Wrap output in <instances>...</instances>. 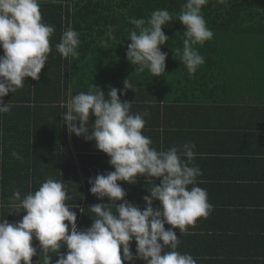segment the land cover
Masks as SVG:
<instances>
[{
  "label": "trees",
  "instance_id": "1",
  "mask_svg": "<svg viewBox=\"0 0 264 264\" xmlns=\"http://www.w3.org/2000/svg\"><path fill=\"white\" fill-rule=\"evenodd\" d=\"M184 3L185 0H41L42 20L55 29L50 37L52 50L38 80L25 78L22 88L3 97L12 107L10 112L0 114V220L19 222L25 213L9 214L13 193L19 190L23 198L38 190L49 177L65 183L69 197L66 203L77 205L73 210L78 230L91 227V218H95L88 211L91 206L108 203L107 197L98 200L92 195L88 183L98 174L114 171L108 157L96 150L94 141L69 134L63 121L69 99L87 92L91 85L105 93L112 87L123 91L124 80L130 78L135 90H128L120 99L132 102V114L147 113L143 134L151 138L152 147L158 151L194 143L196 157L192 164L198 167L223 165L231 159L246 158L248 162L253 157L249 150L251 144H258L254 140H260V136L249 132L252 140H246L245 127L258 119L264 103V0H208L202 15L213 38L196 46L205 63L194 74L188 73L175 51L183 48L185 30L178 20L162 27L168 37L161 46V51L167 53L164 74L152 77L147 70L136 72V66L126 58L128 35L134 27L129 23L132 18L147 20L157 9L176 14ZM109 25L114 29L111 36ZM68 27L79 33V56L75 59L64 58L56 51ZM235 113L247 114L250 120L243 128L225 122L221 138L225 130L230 131L226 147L208 138L213 129L209 116ZM92 123L94 118L89 120V129ZM213 146H222L223 152L206 149ZM239 147L242 152L229 151ZM13 152L21 159L13 157ZM205 173L197 178V186L207 191L208 202L223 220L212 227L213 235L211 228H206L211 233L176 234L180 243L201 246L197 255L202 264H264L263 216L245 208L246 198H256L258 194L249 196L247 187L226 188L223 184L228 183V178ZM221 191L230 197H220ZM240 192L247 197L239 195L236 204L235 197ZM215 229L224 232L216 233ZM31 243L39 253V242L33 238ZM130 244L136 246L134 240ZM243 245H247L245 250ZM61 254L66 250L62 248ZM51 255L55 264L56 254ZM192 255L196 259L195 252ZM38 259V255L33 256L32 264H37Z\"/></svg>",
  "mask_w": 264,
  "mask_h": 264
},
{
  "label": "clouds",
  "instance_id": "2",
  "mask_svg": "<svg viewBox=\"0 0 264 264\" xmlns=\"http://www.w3.org/2000/svg\"><path fill=\"white\" fill-rule=\"evenodd\" d=\"M207 3L185 0L179 13L157 9L147 20L132 18L129 23L134 27L128 35L126 58L136 66L134 71L147 70L152 77L165 73L167 53L161 51V46L168 37L162 27L178 20L185 30L183 48L175 51L188 73L194 74L205 63L196 46L213 38L202 15ZM40 4L41 0H0V114L10 112L12 107L3 97L22 88L25 78L38 80L52 50L50 37L55 29L43 22ZM108 27L111 36L114 29ZM79 44V33L68 27L56 51L64 58L75 59ZM102 45L106 43L102 41ZM135 87L130 78L124 80L123 91L112 87L105 93L91 85L87 92L72 96L66 105L63 121L68 133L94 141L96 150L108 157L114 169L88 181L92 195L98 200L108 199V203H97L88 210L95 217H90L91 227L77 229V213L73 210L77 205L66 203L69 197L63 181L49 177L23 198L17 190L10 198L9 214H25L17 223L0 220V264H32V257L37 255V264H53L52 253L56 254L55 264H128L134 260L146 264H197L191 254L177 251L180 239L174 231L184 233L213 210L207 191L197 186L202 172L192 164L195 144L186 142L160 151L152 147L151 138L143 134L147 113L132 114V102L120 99ZM90 118H94L91 129ZM11 155L21 159L16 152ZM138 177L150 184L143 208L127 201V193L118 183L134 185ZM157 179L158 185L154 184ZM154 201L159 207L153 206ZM166 224L170 226L167 230ZM33 238L39 242V253L32 246ZM133 240L135 256L130 250ZM62 248L66 250L64 255Z\"/></svg>",
  "mask_w": 264,
  "mask_h": 264
},
{
  "label": "crops",
  "instance_id": "3",
  "mask_svg": "<svg viewBox=\"0 0 264 264\" xmlns=\"http://www.w3.org/2000/svg\"><path fill=\"white\" fill-rule=\"evenodd\" d=\"M239 110V109H237ZM260 116L256 121H253V124H249L248 126L245 127V132L248 133V137L245 139L246 140H252L249 136V132H254L259 134L260 140H254L258 141V144H251L252 148L249 150V154H252L253 157L250 158V160L247 162V159L244 158L245 160L242 159H236L235 161L229 160L228 163L226 162L223 165H204V167H199L201 169L202 175L203 173L207 172L208 174L212 175L213 177H225L228 178V183H224L223 185H226V188L228 187H244L247 190L251 192L249 196H252L253 194H258L257 197H248L246 198V194L244 195L243 192L245 193L246 189H243V192H240L236 195V200L235 203L237 204L238 202V196L246 198L245 201V208L248 210H253V211H259L261 216V220L263 223L264 227V192L259 191V189H263L264 191V103L262 104L260 108ZM209 119L211 121L210 126L213 128L212 129V134L208 136L209 139L213 140L214 143L221 144L223 146H227L230 139V131L225 130L226 134L223 133V136L221 138L222 134V129H225V122H230V123H235L236 127L239 128L244 125H246V122L250 120L249 116L244 113H235V114H213L209 116ZM260 126V130L258 129ZM174 138V137H173ZM221 139V140H220ZM242 148V147H241ZM241 148H236L235 150H229L231 152H238L241 151ZM209 152L214 153H221L222 151V146L216 147H210L206 148ZM228 151V152H229ZM242 152V151H241ZM104 157H106L105 154H102ZM101 157V156H99ZM249 157V156H248ZM104 163V161H101V164ZM205 173V174H207ZM227 174V175H226ZM120 184H125L124 190L126 191L127 195L125 199L129 202L135 203L137 206L143 208L144 207V202H143V197L145 195H148L147 190L150 188V184L146 183L143 177L137 178V181L134 185H129L124 182H118ZM157 183V180L154 181V184ZM257 187V188H256ZM259 187V188H258ZM252 189H255V191L252 192ZM255 192V193H254ZM222 198H228L230 195L226 192H222ZM216 197H218V194H215ZM213 198L214 194H211ZM239 197V198H240ZM121 201L116 202L117 204L120 203ZM154 207H159V202L154 201L153 204ZM215 209V208H214ZM223 220V216L220 213H217L216 211L212 210V212L209 215V219H204L203 217L197 219L194 225H190L187 227V230L184 233H179V229L174 230L176 231V234H189L191 231L195 233L196 235L198 233H202L206 231L207 229H213L212 227H215V224L217 223L218 220ZM218 223H220L218 221ZM170 226L165 225V229L167 230ZM216 228V227H215ZM216 230V229H215ZM208 233L214 232V229L210 231H206ZM216 233H223L222 229H217L215 231ZM217 239L216 237H214ZM213 239V238H212ZM212 242V241H211ZM247 245H243L242 247L244 250L246 249ZM130 250L133 254V256L136 255V246L130 244ZM169 249L166 247L165 251H168ZM177 251L181 253H188L190 254L191 251H194L195 254L199 253V251H202L201 246H190L187 242H183L177 248ZM193 252V253H194ZM191 253V255L193 254ZM194 255H192L193 257ZM121 257H122V250H121ZM197 259V264H202L203 260H201V257L198 255L195 256ZM128 264H146L145 261L142 260H134V261H129Z\"/></svg>",
  "mask_w": 264,
  "mask_h": 264
}]
</instances>
